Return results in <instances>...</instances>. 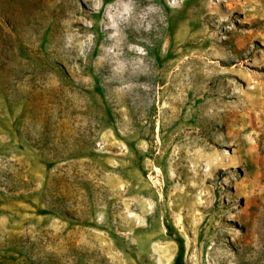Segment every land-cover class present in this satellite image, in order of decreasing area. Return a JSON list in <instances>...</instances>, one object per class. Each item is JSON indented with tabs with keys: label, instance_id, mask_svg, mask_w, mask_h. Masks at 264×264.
<instances>
[{
	"label": "rangeland",
	"instance_id": "obj_1",
	"mask_svg": "<svg viewBox=\"0 0 264 264\" xmlns=\"http://www.w3.org/2000/svg\"><path fill=\"white\" fill-rule=\"evenodd\" d=\"M0 264H264V0H0Z\"/></svg>",
	"mask_w": 264,
	"mask_h": 264
}]
</instances>
